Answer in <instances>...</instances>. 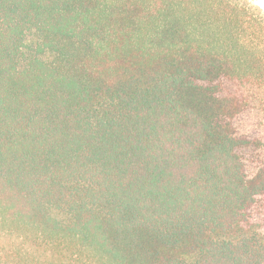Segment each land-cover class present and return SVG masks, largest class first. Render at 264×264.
Instances as JSON below:
<instances>
[{
  "label": "trees",
  "instance_id": "16d2710c",
  "mask_svg": "<svg viewBox=\"0 0 264 264\" xmlns=\"http://www.w3.org/2000/svg\"><path fill=\"white\" fill-rule=\"evenodd\" d=\"M257 111L246 0H0V264H264Z\"/></svg>",
  "mask_w": 264,
  "mask_h": 264
},
{
  "label": "rangeland",
  "instance_id": "374dc122",
  "mask_svg": "<svg viewBox=\"0 0 264 264\" xmlns=\"http://www.w3.org/2000/svg\"><path fill=\"white\" fill-rule=\"evenodd\" d=\"M249 5L254 7L256 11L261 14L264 19V0H246ZM220 92L222 95H241L248 97V91L246 86H240L235 82L222 79L218 82ZM256 120V132L252 135L264 134V120L263 113L257 111ZM238 132L243 135L249 134V131L242 125L238 126ZM244 160L246 165V171L249 175H252L254 171L259 167L260 163L264 160V150H256L248 148L244 152ZM251 220L258 225L261 231H264V196L258 197L256 202L249 210ZM5 241L0 239V244L5 245Z\"/></svg>",
  "mask_w": 264,
  "mask_h": 264
}]
</instances>
